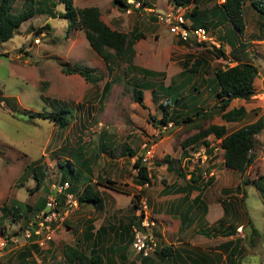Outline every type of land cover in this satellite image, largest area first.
<instances>
[{
    "label": "rangeland",
    "instance_id": "1",
    "mask_svg": "<svg viewBox=\"0 0 264 264\" xmlns=\"http://www.w3.org/2000/svg\"><path fill=\"white\" fill-rule=\"evenodd\" d=\"M126 1L133 9L130 12L116 4L114 0H73V4L78 8L97 6L101 19L113 29L128 33L137 27L144 34V38L138 39L134 45L133 63L149 70L164 72L163 76L144 77L140 73L125 72L124 66L119 71L109 74L103 60L90 47L83 31L68 30V20L57 14L55 17L34 14L21 24L11 39L0 40V208L4 204H9L11 199L32 205L39 197L53 196L60 180L57 161H62L65 164L63 170L69 172L65 159H70V150L77 145L81 146L80 150H83L84 146L86 149L91 147L98 149L100 131L106 132V136L114 140L113 158L120 157L124 144L139 150L142 142L147 140L153 143L154 156L151 163L146 165L151 173H154L153 167L158 166L155 163L158 160L155 144L160 139L169 138L164 151L176 154L181 150L179 142L196 131L195 123L202 126L209 123L224 124L226 131L231 132L241 125L264 117V82L260 79L264 77V33L258 29L264 20V3L257 4L263 13L252 7L251 0H245L243 4L246 26L242 41L245 43L244 48L252 47L254 50L250 48L252 51H243L239 55L242 50L231 51L224 43L222 56L218 51L221 46L217 47L210 43L185 45L173 36L165 22L153 19L157 18L155 14L158 12L168 13L172 10L174 5L171 0ZM22 2L23 0H15L13 10L18 11ZM212 4V1L206 2L203 7H210ZM55 7L58 12L64 10L61 2H57ZM46 23H49V28L36 34V29ZM207 31L219 42L223 37L227 42L234 41L236 47L239 42L241 43L240 39L235 40L234 35L230 34L227 24L222 25L219 30L209 26ZM258 39L263 40V44L256 48L251 41ZM250 53L252 54L249 56ZM236 58L253 61L259 71L258 78L254 80L255 94L251 99H234L228 106V109L238 106L246 109V115L241 122L229 123L221 118L220 113H214L210 118H200L194 122L177 124L174 120H169L167 122H171L172 127L167 132L157 133L158 128L164 125L160 123L162 117L160 104L169 101L171 106L168 110L171 114L178 111L183 116L187 111L180 105L181 103L176 104L175 97L185 96L184 101L189 106L188 113L193 111V104L210 111L215 99L210 96V92L205 95L207 88L204 85L207 82L201 83L200 76L209 80L213 77L215 68L234 65ZM197 62L198 72L191 76L189 83L186 80L190 73L177 75L183 68L190 69L192 64ZM65 63L71 66L80 63L92 67L96 74L101 76V80L94 86L78 74H66L62 71ZM171 79L174 80L176 87L173 92L162 88L167 86ZM109 80H112L111 88L103 98H100L103 84ZM132 82L152 84V88L143 91V104L135 101ZM194 86L199 92L193 89ZM190 97L196 98L197 101H189ZM58 104L67 105L72 112V121L65 129L58 128L50 119L34 117L35 112H50L51 108ZM209 137L213 147L212 153L208 155L209 158L203 165L193 164L196 165L194 170L199 168L206 172L205 176L201 174L202 181L213 174L218 175L217 178L224 182V187L233 188L241 183L242 178L249 180L247 184L241 183L243 188L240 191H245L240 200L244 225L240 232L243 249L240 262L264 264V204L251 181L258 175H264V129L255 136L254 159L244 174L221 167L220 139L214 135ZM201 146L202 144H199L197 150L202 151L204 147ZM124 158L128 162L130 157ZM36 163H43L46 175L43 186L32 192L35 180L29 169L27 171L25 169ZM101 163V160H96V164ZM125 165L128 167L129 164ZM98 167L94 166V170ZM21 181L22 186L19 185ZM219 184L220 181L210 192L216 191ZM248 215L259 230L258 236L252 240H249L251 236L247 237L251 231L247 225ZM71 216L72 214L66 220ZM202 221L199 222L200 228L204 227ZM19 225L11 219L3 221L0 219L1 264H15L18 251L27 242ZM15 233L18 234L13 235ZM76 233L75 229L66 226L64 222L58 224L50 232L49 240H39L44 251L41 255L34 254L33 259L38 263L51 261L50 256L59 260L65 245L75 246Z\"/></svg>",
    "mask_w": 264,
    "mask_h": 264
},
{
    "label": "trees",
    "instance_id": "2",
    "mask_svg": "<svg viewBox=\"0 0 264 264\" xmlns=\"http://www.w3.org/2000/svg\"><path fill=\"white\" fill-rule=\"evenodd\" d=\"M15 0H0V40L7 41L11 39L21 24L27 19L31 18L34 14H46L51 17L55 15H60L68 20V30H82L85 38L87 39L90 47L93 51L103 60L108 70L111 74L115 71H119L123 68L125 72H136L142 74L144 77H155L163 76L164 72L153 71L146 69L141 66H137L133 63L135 56L134 45L138 39L144 38V34L141 33L137 27H134L130 32H122L117 29L111 28L101 19L100 9L97 6H85V7H75L73 0H23L21 8L18 11L13 10V4ZM116 4L122 7L131 6L126 0H114ZM213 2L210 7H203L206 2ZM245 0H171V3L176 6H183L186 8L185 16L188 18L194 27L202 26L207 29L209 26L216 29L224 24L230 25V34L234 35V39L238 38L239 41L243 38L245 31V20H244V4ZM57 2H61L64 5L63 11H56L55 6ZM264 3V0H251V5L258 12L263 13V10L257 6V4ZM153 19H156L155 17ZM49 28V23H46L43 27L36 29V34L42 32L44 29ZM259 32L264 33V20L259 25ZM222 47L224 43L228 44L231 51L237 50L236 43L229 40L221 38ZM180 42V41H179ZM205 44V43H202ZM244 44V43H242ZM223 56V47L218 50ZM234 65H227L219 68H215L213 71V77L209 80L200 76V82L206 83L204 85L207 88V94L211 93V97L215 99V103L207 111L203 106L198 104H193V111L188 113L189 106L185 103V96L175 97V102L177 105H183L186 108V112L181 116V112H173L171 114L168 107L171 106L169 101L165 104H160L162 108V117L160 123L166 124L169 120H174L178 123L194 122L200 118H210L214 113H220L221 118L226 122H241L246 115V109L243 106L231 107L228 106L234 99L249 100L255 94L254 80L258 75V67L250 60H243L241 58H236ZM199 62L193 63L192 68H183L181 72L177 75H188L186 82H190L191 76L198 72L197 66ZM62 71L66 74H78L82 76L86 81L90 82L92 85H96L100 80L101 76L96 74V70L92 67L85 66L80 63H75L72 66L69 63H65L62 66ZM112 85V80L106 81L103 84L100 98H103L110 90ZM132 92L135 101L139 104H143V91L152 88L151 83L139 84L133 83ZM169 92H173L175 87L174 80L171 79L167 86L162 87ZM194 90L198 91L196 86L193 87ZM152 91L155 92L154 89ZM199 92V91H198ZM202 93V92H200ZM189 100V99H187ZM196 100V98L190 97L189 101ZM184 101V102H183ZM54 108V109H53ZM50 112L39 111L34 113V117H41L42 119H50L55 123V125L60 129H65L72 121V112L70 108L65 104H58L53 106ZM193 116V117H191ZM196 131L187 136L185 139L179 142L182 152L184 153L185 148L190 145L191 150L195 151L198 149V143L202 142L206 146V154L211 155L213 147L210 146L206 138L209 135H214L216 138L220 139V146L222 149V162L223 165L231 170L237 171L244 174L247 167L250 166L254 159L253 149L255 146V136L259 134L264 129V117H259L257 120L241 125L239 128L227 132L224 124H214L209 123L206 126H202L199 123H195ZM105 134L102 133L103 141H100L99 148L105 149L109 155L113 156L112 152L115 148L113 141L106 140ZM111 142V143H110ZM81 150L76 151L75 155L72 154V159H65L66 165L68 166L69 172L64 171L65 164L58 160L57 165L60 168V180L61 185L64 182H68L69 186L66 188L65 193H72L76 196L78 204L87 202L94 204L97 208H102V199L96 187L91 183L90 177L85 175V171H88L89 166L86 161H83L81 156ZM121 156L134 157L136 155V150L129 145L124 144L121 152ZM186 155V154H185ZM78 157V158H76ZM78 161V162H77ZM81 161V162H79ZM40 162V161H39ZM163 162L167 164V169L172 170L174 168V159L170 156H165ZM133 166L136 169V174L132 178V182L136 185L148 184L151 181V175L149 174V168L146 164L141 161V157L137 156L133 162ZM29 169L30 174L34 177L35 185L32 192L39 190L45 181V167L43 163H36L29 165L25 171ZM203 171V170H202ZM202 171L198 168L192 172L191 177L186 181L187 185L183 188H176L174 191H187L197 189L200 192L209 186L213 177L209 176L206 180L202 179ZM23 176V175H22ZM20 177V179L22 178ZM25 178V176H23ZM84 178V182L81 180ZM249 180L241 179V183L247 184ZM252 185L258 192L262 203L264 204V175H258L257 178L252 179ZM241 183L234 187V190L241 191ZM82 184V185H81ZM100 184L107 188L120 191V187L116 181L106 178L103 182L97 181L95 185ZM19 185H23L22 181ZM81 185V187H80ZM232 190V189H231ZM241 198L245 195V191L240 192ZM64 193H54L53 198L57 202V205L51 209L58 211L63 207L64 203ZM142 198L140 195H133L132 202L134 208L137 206L138 201ZM46 199L39 197L34 204H28L25 202H20L16 199H11L9 204H4L1 208L0 219L3 221L5 219H11L13 222L20 224L19 228L21 231L26 230L30 227V223L37 225L36 222L40 219V213L43 212L45 215L50 213L46 206ZM222 205H226V200L221 201ZM67 218V217H66ZM60 222L58 220H53L51 222V227L54 230L56 226L60 223H65L68 226V222ZM137 216L135 218V221ZM134 221V222H135ZM133 222V223H134ZM247 225L250 227L251 231L248 235L251 236L249 240H252L255 236H258L259 230L256 228L254 222L249 217L247 218ZM221 227H223V222L220 220L218 224L211 229H201L199 233L211 237L216 235H221ZM244 227V226H243ZM232 227H227V231L224 235L232 234ZM131 231V227H130ZM2 233H4L2 231ZM15 233L13 235H17ZM132 235V234H131ZM244 235L243 238H245ZM41 236L32 233V235L27 238V242L17 253V262L15 264H113V262L105 263L101 259V255L98 253L86 254L77 245H65L62 249V255L59 260L55 257L50 256L51 261L40 262L33 259L35 255H41L44 250H42L39 240ZM237 242L234 246V252L228 251L229 247L232 246V241L225 242L222 244L223 252L225 258L232 259L235 255L242 256V237L236 238ZM9 242V240L7 241ZM160 256H171L175 254V251L170 247H162L157 251ZM148 258V257H145ZM1 264V263H0ZM241 264V262H240Z\"/></svg>",
    "mask_w": 264,
    "mask_h": 264
},
{
    "label": "crops",
    "instance_id": "3",
    "mask_svg": "<svg viewBox=\"0 0 264 264\" xmlns=\"http://www.w3.org/2000/svg\"><path fill=\"white\" fill-rule=\"evenodd\" d=\"M220 27L216 30H219ZM227 28H230L228 24ZM262 41L261 39L252 40L251 43L256 47L261 46ZM242 43L244 42L241 39V43L239 42L237 46V52L242 50L239 55L243 51L250 52L254 50L252 47H250L252 50L244 48L245 43ZM257 76L255 79L258 78ZM260 79L264 82V77ZM102 133L106 132H99L98 145H100V141H103ZM209 136L206 138L208 142ZM105 139L111 140L106 134ZM164 139H160L155 144L158 159L155 163L158 166L153 167L154 173L149 171L151 181L143 186L132 182V178L136 174L133 162L137 156L143 153L141 148L137 150L134 147L136 155L130 157L126 162V158H124L126 156H121V154L120 157L113 158L114 156L109 155L102 147L93 149L90 146L92 148L90 150L91 148L86 149L84 146L81 150V156L89 166L88 171H85V175L90 177L91 183L98 190L102 199V208H97L94 204L87 202L80 203L75 208L71 218L67 220L68 227L75 229L77 232L74 238L77 241L75 245L86 254L98 253L105 263L111 261L113 264H240V255H235L234 258L227 261L222 251V244L232 241V246L229 247L228 251L234 252L236 238L242 237L240 236L241 229L244 226L240 206L242 198L241 193L234 190L237 184L233 188L224 187V182L217 178L218 175L213 174L211 176L213 177L212 183L201 192L197 189L187 190L186 192L184 190L174 191L176 188H183L187 185L186 181L191 177L196 165H193L195 163L190 161V145L185 148L184 153L181 148L178 153L173 154L168 150L164 151L169 138L166 140L164 137ZM199 144H202L201 147L206 150V146L202 142L198 143V148ZM209 144L212 146L210 142ZM80 148L81 146L77 145L76 148L70 150V159L77 150L79 152ZM165 156H170L171 159L175 160L174 168L171 171L167 169V164L163 162ZM96 160H101L102 163L96 164ZM125 163L129 164L128 167ZM187 163L191 164L187 165ZM96 165L99 167L94 170ZM221 167H225L223 162ZM106 178L116 181L121 190L116 191L100 184L95 185L97 181L103 182ZM218 181L221 184H219L217 190L210 192ZM81 182H84V178ZM135 194L146 199L148 204L147 213L156 221L154 234L158 240L159 248L148 258L137 255L131 246L130 226L137 215L132 202V196ZM225 200L224 209L221 201ZM220 220L223 222L221 235L208 237L199 233L201 229L214 228ZM200 221L203 222L204 227L202 228H200ZM227 227H232V234L224 235ZM239 227L240 231L237 230ZM162 247H170L175 251V254L166 257L160 256L156 252Z\"/></svg>",
    "mask_w": 264,
    "mask_h": 264
},
{
    "label": "built area",
    "instance_id": "4",
    "mask_svg": "<svg viewBox=\"0 0 264 264\" xmlns=\"http://www.w3.org/2000/svg\"><path fill=\"white\" fill-rule=\"evenodd\" d=\"M131 10H133L132 7H127L126 9L127 12H130ZM185 13V7L173 6L170 12H158L155 15L159 22H165L167 24L170 32L177 38L178 41L187 43L189 45L195 43H210L220 47L221 43L216 38L211 37L207 29L202 26L194 27L191 21L186 18ZM171 127L172 123L168 122L158 128L157 133L166 131ZM141 149L143 150V153L140 155L141 161L144 164H150L151 158L154 156L153 143L146 140L142 142ZM190 153V161L198 165H203L209 158V156L206 154L205 148L202 151H193L190 149ZM202 175L205 176L206 172L202 171ZM57 185L58 186L55 188V190L58 193H64L65 195L63 207L58 211L51 209L57 205V202L54 200L53 196H48L46 199V206L49 210H51L50 213L45 215L43 212H41L39 216L40 219L36 222L37 225L31 223L29 224L30 227L24 230V236L26 239L29 238L32 233H34L41 236L40 239L49 240V234L51 231H53L51 222L53 220H58L60 222L64 221V219L72 214L75 208L78 206V200L76 196L72 193H65L66 188L69 186L68 182H64L63 185ZM134 211L137 214V219L130 226L132 234L131 246L137 255H140L141 257H148L159 248L158 240L154 234L156 221L149 213H147L145 198H140L137 206L134 208ZM237 230L240 231V227L237 228Z\"/></svg>",
    "mask_w": 264,
    "mask_h": 264
}]
</instances>
